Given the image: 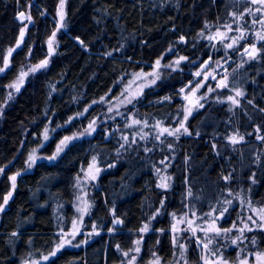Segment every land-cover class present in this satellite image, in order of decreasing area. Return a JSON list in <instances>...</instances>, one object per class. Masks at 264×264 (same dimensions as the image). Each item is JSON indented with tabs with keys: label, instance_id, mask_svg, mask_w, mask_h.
<instances>
[{
	"label": "trees",
	"instance_id": "trees-1",
	"mask_svg": "<svg viewBox=\"0 0 264 264\" xmlns=\"http://www.w3.org/2000/svg\"><path fill=\"white\" fill-rule=\"evenodd\" d=\"M58 2L0 0V49L6 52L15 45L23 26L16 19L18 12H27L35 21L29 25L23 49L13 54V67L0 78V104L7 95L6 87L2 86L15 79L21 64L26 63L29 47L33 48V54L27 63L36 64L45 58L48 50L46 41L55 28ZM244 6L235 8L232 0H67V26L56 36L59 44L57 54L51 58L47 69L27 79L21 92L0 113V167L8 165L5 173L0 175V203L11 190L9 177L26 168L25 161L32 149H37L45 157L51 156L64 136L83 131L93 118L103 120L114 115L115 110L108 113L107 103H97L84 116L65 125L70 116L83 112L93 100L98 101L109 93L110 88L112 92L105 99L118 96L132 79L131 73L150 71L149 65L154 64L170 44L183 35L187 43H175L174 54L166 55L162 63L181 55L188 60L182 62L176 71L164 69L162 78L154 86L145 88L134 106L121 108L126 114L137 113V119H148L149 124L163 120L164 126L175 127L176 121L171 117L177 116L178 106L184 104L177 93L192 79L190 70L199 67L209 56L214 63L225 58L223 45L213 43L216 44L213 49L210 42L198 38L197 33L206 20L213 25L218 17L221 25L231 22L227 11H242ZM42 11H46L47 15L42 17ZM251 20L252 17L246 15L242 22L249 28L250 34L259 29V25L250 27ZM215 31L213 27L205 34ZM77 37L86 47H81ZM246 42L251 44L253 39ZM257 47H262L259 42ZM107 52L112 55L106 56ZM234 69L229 70V83L231 88L239 87L245 93L240 98V106L229 111L226 97L233 94L229 89H217L210 93L205 107L189 117L187 126L192 133L190 136L182 135L179 140L167 137L163 145L151 138L140 141L137 137V145L125 148L118 155L116 149L123 143L120 137L139 131L138 127L128 129L120 124L107 140L98 132L84 136L74 141L57 160L49 162L41 159L31 169L22 171L16 180L12 198L5 210L0 212V264H21L29 253L35 259L41 253L50 252L59 242L57 234L61 228L65 232L70 231L74 219L79 225L76 205L80 202L77 196L90 201L92 207L90 214L83 217L82 234L73 243L80 244L85 240L86 236L83 239L81 236L90 233L93 224L99 234L79 247L66 246L51 262L41 264L124 263L126 260L117 252L116 245L123 251L134 247L133 241L140 236L139 228L161 207L162 199L165 206L152 221L154 231L144 236L139 262H148L154 251L165 264H169L174 260L172 233L169 231L171 213L181 215L188 211L186 205H192L197 215L201 216L210 211V205H217V200L222 201L229 188L248 196L253 202L264 200V156L259 164L255 162L256 155L264 152V143L256 139L257 128L260 129L259 134L264 135V112L260 111L264 109V51L257 59L247 60L243 67ZM121 77L123 83H114ZM205 92L207 87H202L198 95ZM164 96L172 99L164 103L153 101ZM218 98L224 103H217ZM180 118H183L182 113ZM46 125L56 131L50 132V139L41 147V133ZM57 125L64 127L57 128ZM144 131L150 129L145 128ZM236 131L244 134L245 139L233 150L225 137ZM197 132L200 135H196ZM168 143L174 144L172 150L168 149ZM213 144L216 145L215 151ZM145 147L153 151L146 153ZM92 156H97L99 167L103 169L96 184L81 182L79 188L75 187V178L80 175L79 167H86ZM165 157H168L166 170L160 164ZM113 164L114 167H108ZM154 166L161 168L160 175L172 177L169 189L156 187L160 176L155 173ZM229 173L233 174V178L226 183L222 177ZM253 174L254 185L250 179ZM186 178L190 183H185ZM189 186L193 197H187ZM113 208L116 217L124 223L109 233L108 229L113 227ZM233 208L218 221L219 227L228 228L237 219V213L241 212L239 201L234 202ZM249 214L244 211L245 218ZM161 228L167 231L161 234L158 231ZM13 232L17 235L12 236ZM236 235L238 232L234 230L226 236L214 237L213 248L220 249L227 261L236 262L241 249H244L242 255L250 259L253 257L250 253L264 250V232L246 233L247 240L233 245L231 240ZM253 236L258 246L251 245ZM185 243L188 244V262H196L195 239L192 238L189 243L188 236Z\"/></svg>",
	"mask_w": 264,
	"mask_h": 264
},
{
	"label": "snow or ice",
	"instance_id": "snow-or-ice-1",
	"mask_svg": "<svg viewBox=\"0 0 264 264\" xmlns=\"http://www.w3.org/2000/svg\"><path fill=\"white\" fill-rule=\"evenodd\" d=\"M67 0H59L56 7V17H54L55 28L52 30L51 35L47 38V54L44 59L40 60L36 64L27 63L29 58L33 54V48L29 47L28 54L26 59V63L21 64L20 69L18 71L15 79L8 85L2 86L6 87L7 95L3 100V103L0 104V113H2L3 108L7 106V104L12 101L15 96L21 92V89L24 87L25 82L28 78L34 76L38 72H41L48 68L51 58L57 54V48L59 47L58 41L56 40L57 34L66 28V6ZM232 3L235 5V8H239L241 5H246L243 7L242 11L231 10L227 11V16L231 17V22H226L224 24L219 23V17L217 18V22L215 25L210 23L209 21L204 22L203 28L197 33L198 38H205L210 42V45L213 49H215L216 44L211 43L213 40L219 42V44L223 45L225 49V57H227V52L229 49L236 50V46L240 44L242 41H247L252 38L253 42L245 47L243 50V55L247 56L248 60L257 59L261 52L264 51V0H232ZM40 15L46 16L47 12L42 11ZM252 17L251 20V28H255L256 25H259V29L251 32L248 27H245L242 22L245 21V17ZM17 19L23 22V27L20 28L19 35L15 40V45L9 47L5 52L3 49H0V78H3L8 71L13 67L12 58L13 54L23 49L25 40H26V32L29 28V25L34 24L30 14L19 13ZM215 27L216 31L210 35H206V30H210ZM223 29V31L221 30ZM229 33H236V35H229ZM79 40V38H76ZM81 47H86L83 41H79ZM260 43L262 47H257V43ZM175 43H187L185 37L182 35L179 37L177 42L174 44H170V46L165 50L164 53L160 55L154 62V64L149 65L152 71L145 72L141 70L140 72L131 73L132 79L125 85L118 96L114 97L111 100H106L105 97L112 92V89H109V93H105L104 96H101L99 100H93L92 104L85 107L83 112L76 113L75 116H70L67 121H65V125H70L74 119H77L81 116H84L85 113L89 111L92 105L97 103H107L108 105V113H113L114 115H110L109 119H115V116H121L125 118L126 122L124 124L125 128L135 129L139 128V131L134 132L133 135H122L120 139L123 143L116 149L117 154L123 151L125 148H132L133 145H137V137L140 141H146L148 139H153L158 141L161 145L165 143V139L167 137H173L174 140H179L182 135H192L187 126V122L189 117L193 114L194 111H197L201 108L205 107V103L209 99V94L216 92L217 89H229L230 94L226 97L227 102H229V111L233 107L240 106V98L245 95L244 91L237 87L231 88L229 83L230 73L225 69L223 73V78L218 79L216 70L208 71L210 64L212 62L211 56L207 60H204L200 65V68L193 73V80H190L188 84L184 87L180 88L177 95H181L185 103L182 106H178L177 108V116L171 117L174 121H176V126H164L163 120H155L154 123L149 124L148 119H144L143 121L137 119V113L133 112L130 115L121 111V108L127 105H133L135 102L144 94V89L152 87L156 84L158 80L162 78L161 73L164 69H171L176 71L180 68L182 62L187 61L188 57L179 56L177 59L172 60L168 63H162L165 59L166 55H172L175 52ZM119 49H117L118 51ZM106 56H111V52L105 53ZM217 69L223 67L224 64L228 63V59L221 58V61H216ZM243 63H247V60L243 61L241 64L237 65V68L243 67ZM235 71V69H233ZM203 76V80L199 82H195V77ZM209 79L216 81L215 88L208 86L205 82ZM195 82V87L190 86ZM114 83L121 84L123 83V77H121L118 81ZM202 87H207V92L203 95H198L200 89ZM135 89V90H133ZM190 89L189 91H186ZM172 99L170 96L162 97L156 103H164L169 102ZM115 101V102H114ZM217 103H224V100L217 99ZM251 103V101H249ZM260 111L264 112V109ZM183 114V118H180V114ZM151 115V114H147ZM100 122L93 118L86 128L83 131L74 132L72 135L64 136L59 143L56 145V150L52 153L51 156L48 157H39L36 155L37 149H32V151L28 154L27 160L25 161L26 168L21 171L16 172L12 176L9 177L11 181V190L3 197V203H0V212L5 210V207L8 205L9 200L13 196V192L16 189V180L17 177L21 175L22 171H26L27 169H31L39 159H47L49 162L57 160L62 153L68 149L74 141L79 140L84 136H92L93 133L97 129V125ZM57 128H62L64 125H57ZM145 128L150 129V131H144ZM118 129H113V132ZM56 129H50L47 125L45 126L43 132L41 133L43 139L41 142V147L45 141L50 139V132H55ZM260 129H256V139L264 143V135L259 134ZM112 133L106 132L105 139H109ZM196 135H200L199 132ZM251 135V133H249ZM162 137L164 139H162ZM229 144L233 146V150H235V146L244 141V134L239 133L238 131L233 132L232 134L225 137ZM23 143V141H22ZM169 150L174 148L173 143H168L167 145ZM212 149L216 150V145H212ZM144 151L146 153L152 152L153 149L145 147ZM262 156H264V152L258 153L255 157V162L259 164L261 162ZM168 160V157H165L160 161V164L164 166L166 170L168 164L165 161ZM188 158H185V163H187ZM11 164V161H9ZM115 165H109L108 167H114ZM8 165H4L0 167V175H3L7 169ZM103 171L102 168L99 167L97 156H92L91 161L87 164L85 168L83 165L81 166L80 172L83 173V177L79 174L76 176L75 187L79 188L81 186L82 178L85 180L96 181L99 177L100 173ZM154 171L157 175L160 176L159 182L156 187L158 189L167 190L171 187L172 177L168 175H160L161 168H157L154 166ZM253 177H250L251 183L254 185L256 180ZM233 178V174L229 173L226 176H223L222 179L227 183L230 182ZM185 183H190L189 178H186ZM251 189H249L250 191ZM187 197H193L192 188L189 186L187 188ZM231 197V198H229ZM78 203L76 205V211L79 214V225L77 221L73 220L72 230L69 232H65L63 228L60 229L57 234L59 237V242L56 246L47 254H39L38 258H32L33 254L29 253L28 258L22 259L21 264H41V262H51L53 257H56L57 254L66 246H74L79 247L80 244H86L87 240L90 239L94 235H98V229L95 224L92 226V231L87 233L86 239L80 241V244H74L73 241L79 234H82V224L83 217L85 215L90 214V210L92 204L87 199H84L81 196L76 197ZM199 199V197H196ZM235 201H239L241 212L237 213V219L232 222L231 226L228 228H221L218 226V221L222 218H225L229 213L230 208L234 210L233 205ZM219 205L220 207H217ZM217 205H210V211L207 213H203L201 216H198L194 210V206L186 205L188 211L183 212L181 215H178L177 212L171 213L172 224L170 227V231L172 233V246H173V257L174 260L170 262V264H188L187 252H188V244L180 243L182 239L181 233L189 234V243L192 238H195L197 248L201 249V255L199 264H229V261L220 253V249L213 248L214 237L220 235H227L232 233L234 230L238 232L232 240L231 244L238 245L240 242H243L248 239L246 233H251L254 231H262L264 232V200L253 202L251 198L245 196L240 192H233L230 188L227 190V196L221 201L217 200ZM160 208H157L156 211L148 218V221L144 223L138 230L140 236L139 239L133 241L134 247L128 249L127 251H123L119 245H116L117 252H120L124 260H126L127 264H138V258L141 252V244L144 240V233H148L150 231H154L152 228V221L156 219L157 216L161 214L162 209L165 206V201L160 200ZM247 210L250 214L244 216V211ZM113 220V227L108 229L109 233H112L117 225H121L124 221L118 217H116L115 208L111 210ZM219 213V215H214V213ZM199 221H205L206 223L202 224ZM161 234H164L167 230L161 228L158 230ZM198 232L203 233V237L198 235ZM214 234V236L210 235ZM17 233L13 232L12 236H16ZM157 244L160 243V240L157 239ZM252 246H258V241L255 236L252 237L250 241ZM244 249H241L240 252L237 253L236 262L237 264H264V250H259L254 253H250V256L254 257V260H250L249 256L242 255ZM123 264V261H122ZM148 264H165L162 258L157 255L156 252H152V258L148 261Z\"/></svg>",
	"mask_w": 264,
	"mask_h": 264
},
{
	"label": "rangeland",
	"instance_id": "rangeland-1",
	"mask_svg": "<svg viewBox=\"0 0 264 264\" xmlns=\"http://www.w3.org/2000/svg\"><path fill=\"white\" fill-rule=\"evenodd\" d=\"M19 13H25L26 15L28 14L27 12H24V11H20V12H18L17 13V15H16V19H17V16L19 15ZM17 21L18 22H20V23H23V22H21L20 20H18L17 19ZM23 27V26H22ZM222 31H223V29H221ZM214 33V32H213ZM229 35H236V33H229ZM218 41H216V40H213L212 41V43H217ZM250 44L249 43H247V42H245V41H242L240 44H238L237 46H236V50H232V49H229V53H228V55H227V57H225L226 59H228V63L227 64H224L223 65V67H221V68H219V69H217V67H216V63H214L213 62V60H212V62H211V64H210V67L208 68V71H212V70H216V73H217V77H218V79H221V78H223V73H224V71H225V69L227 70V72L229 73V70H231V68L232 69H234V67H237V65L238 64H240L241 63V61H243V60H248V58H247V56H245V55H243V50H244V48L245 47H248ZM48 51V50H47ZM237 55L236 57L234 56V55ZM200 68V66L199 67H197V68H192L191 70H190V73H191V76H192V79L191 80H193L194 79V77H193V73H195L198 69ZM150 71H152V69L150 70ZM150 71H148V72H150ZM201 80H203V76H200V77H195V82H199V81H201ZM27 81V80H26ZM189 82V81H188ZM195 82L191 85L192 87H195ZM208 86H213V87H215V85H216V81H214V80H211V79H209L208 81H206L205 82ZM191 86H190V88H191ZM133 90H135V89H133ZM190 89H187L186 91H189ZM201 90H202V88L200 89V91H199V93L201 92ZM199 93H197V94H199ZM165 97V96H164ZM180 97L182 98V96L180 95ZM161 99V98H160ZM160 99H155V100H153V101H155V102H157V101H159ZM183 99V98H182ZM184 103H185V101H184ZM195 112V111H194ZM128 115H130V113H128ZM100 123L97 125V129H96V131L95 132H98L99 133V136H102L104 139H105V133L106 132H109V133H111L112 131H113V129H117L118 127H119V125L120 124H125L126 122H129V121H126V119L125 118H122L121 116H115V119L113 120V119H103V120H98ZM95 132L93 133V134H95ZM106 140V139H105ZM47 141H45L44 143H46ZM43 143V144H44ZM36 155L37 156H39V157H45L44 155H40L39 154V151L37 150V152H36ZM39 160H41V159H39ZM39 160H37V161H39ZM82 166V165H81ZM81 166L79 167V171H80V169H81ZM87 167V166H86ZM85 167V168H86ZM21 174H22V172H21ZM83 173H81L80 172V176L81 177H83ZM19 177V176H18ZM17 177V178H18ZM81 182L83 183V182H86V183H89V184H91V185H95L96 184V182H97V180L96 181H90V180H85V179H83L82 178V180H81ZM85 186V185H84ZM83 186V187H84ZM173 222V221H172ZM200 223H202V224H204V223H206L205 221H199ZM78 224V223H77ZM172 224V223H171ZM112 226H113V224H112ZM171 227V226H170ZM71 230H72V228H71ZM70 230V231H71ZM169 231H170V228H169ZM69 232V231H68ZM171 232V231H170ZM147 233H144L143 234V236H145ZM80 235V234H79ZM79 235L76 237V239L75 240H77V238L79 237ZM87 235V233H83V235L81 236L82 237V239L85 237ZM198 235L199 236H201V237H203V233L202 232H198ZM181 236H182V239L180 240V243H185V240L188 238V236H189V234L188 233H181ZM81 237L78 239V240H80L81 239ZM195 239V238H194ZM141 246H142V244H141ZM196 251H197V256H198V260L196 261V262H192V263H190V262H188V264H199V260H200V255H201V249H199V248H197L196 249ZM141 253V252H140ZM140 257V256H139ZM142 257V259L144 258V255H142L141 256ZM250 259V258H249ZM250 260H254V257H252ZM123 264H127V262L125 261ZM138 264H142V262H139V258H138ZM145 264H148V262H146ZM170 264V263H169ZM229 264H237V262H230L229 261Z\"/></svg>",
	"mask_w": 264,
	"mask_h": 264
},
{
	"label": "water",
	"instance_id": "water-1",
	"mask_svg": "<svg viewBox=\"0 0 264 264\" xmlns=\"http://www.w3.org/2000/svg\"><path fill=\"white\" fill-rule=\"evenodd\" d=\"M79 41H80V40H77V42L80 44V42H79ZM187 84H188V83H187ZM184 86H185V85H184ZM184 86H183V87H184ZM181 88H182V87H181Z\"/></svg>",
	"mask_w": 264,
	"mask_h": 264
}]
</instances>
